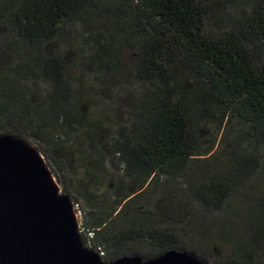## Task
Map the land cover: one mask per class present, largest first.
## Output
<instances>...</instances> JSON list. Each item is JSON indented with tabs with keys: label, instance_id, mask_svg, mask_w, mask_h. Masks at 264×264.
<instances>
[{
	"label": "trees",
	"instance_id": "1",
	"mask_svg": "<svg viewBox=\"0 0 264 264\" xmlns=\"http://www.w3.org/2000/svg\"><path fill=\"white\" fill-rule=\"evenodd\" d=\"M70 21L89 27L101 70L136 51L127 76L144 89L126 119L62 54L47 56L71 44ZM0 27V137L44 157L86 248L106 262L175 250L264 264V0H0ZM203 122L229 133L214 160L199 158L216 143L195 135Z\"/></svg>",
	"mask_w": 264,
	"mask_h": 264
},
{
	"label": "water",
	"instance_id": "2",
	"mask_svg": "<svg viewBox=\"0 0 264 264\" xmlns=\"http://www.w3.org/2000/svg\"><path fill=\"white\" fill-rule=\"evenodd\" d=\"M38 154L22 140L0 137V264H207L175 250L104 261L81 245L72 201L55 191L52 179L58 182Z\"/></svg>",
	"mask_w": 264,
	"mask_h": 264
},
{
	"label": "rangeland",
	"instance_id": "3",
	"mask_svg": "<svg viewBox=\"0 0 264 264\" xmlns=\"http://www.w3.org/2000/svg\"><path fill=\"white\" fill-rule=\"evenodd\" d=\"M233 2L234 4L240 3L242 2V0H233ZM69 23H71L72 25L71 29L74 31V33L73 32L70 33V36L72 37L71 44L69 43L62 46L59 44H55L54 46H51L49 50L46 52L47 56H51L57 53L62 54L68 63L73 64L72 67L76 71L77 75L83 77V79L87 83L89 84L91 83L95 85L96 90L102 95L104 99L109 101L116 99L118 101V105L115 107V109H113L114 112H112L111 114L113 119L116 118L115 115H117L118 117H122L123 119H126L134 105L136 98L140 95V93L144 89L143 85L132 75L127 76L129 70L131 69L132 66H134V64L137 61L136 51L130 48L129 46L127 47L125 46V48L122 50L123 53L122 67L113 72H107L105 70H101L88 59V56H90L91 54L90 53L91 46L87 44L89 27H86V24L80 21H73V22L70 21ZM215 30L216 29L214 27L209 28V32L211 33L215 32ZM9 31L10 29L8 27L6 28L0 27V42L9 33ZM67 49H69L70 51L71 49H73L75 50V52L67 53L66 51ZM24 84L28 86H33L31 81H24ZM35 90L44 94L50 91V87L47 84L40 83L38 87H35ZM92 113H94L93 116L97 118L102 116L100 111H93ZM225 132H226L225 127H222L220 129L217 126V124L213 122H209V123L203 122L200 130L198 128L195 129L194 132L195 135H197L198 138L201 137L204 142L205 140H210L212 142L216 140L215 148L213 149V151L204 157L203 156L199 157L200 159L205 158L207 160H212V159L214 160L216 156L225 154L223 151L227 149V144L230 143L229 133L224 138ZM202 144L203 147L200 149V151H205L209 146V143L207 142ZM38 155H40V157L42 156L41 154ZM42 157L41 160L44 158ZM196 164L202 166V163L200 162ZM82 172L83 171L81 170V173ZM257 183L260 184V187H262L263 186L262 183L264 182L262 181L260 182V180H258ZM71 203H72L73 211L77 216L78 226H80L79 214L76 212L77 208L76 206H74L73 202ZM81 245L84 246L83 243ZM222 248L223 250L226 251V253L230 252L228 246L224 245ZM116 260L117 259L113 261Z\"/></svg>",
	"mask_w": 264,
	"mask_h": 264
},
{
	"label": "bare ground",
	"instance_id": "4",
	"mask_svg": "<svg viewBox=\"0 0 264 264\" xmlns=\"http://www.w3.org/2000/svg\"><path fill=\"white\" fill-rule=\"evenodd\" d=\"M38 158L41 160V157H40V155H38ZM52 185H53V187H54V189H55V191H59V186H58V184L57 183H55V181L52 179ZM71 206V205H70ZM73 218L75 219H77V216L74 214V216H73ZM76 225H77V222H76Z\"/></svg>",
	"mask_w": 264,
	"mask_h": 264
},
{
	"label": "built area",
	"instance_id": "5",
	"mask_svg": "<svg viewBox=\"0 0 264 264\" xmlns=\"http://www.w3.org/2000/svg\"><path fill=\"white\" fill-rule=\"evenodd\" d=\"M95 251V250H94ZM96 253H98V255L102 258V257H104L105 255H104V252L103 251H95ZM103 259V258H102Z\"/></svg>",
	"mask_w": 264,
	"mask_h": 264
}]
</instances>
